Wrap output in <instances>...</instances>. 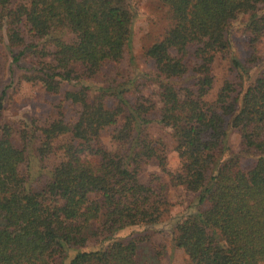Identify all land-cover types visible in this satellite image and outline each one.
I'll return each mask as SVG.
<instances>
[{"label":"trees","instance_id":"16d2710c","mask_svg":"<svg viewBox=\"0 0 264 264\" xmlns=\"http://www.w3.org/2000/svg\"><path fill=\"white\" fill-rule=\"evenodd\" d=\"M125 1L0 0V43L5 37L10 47L30 49L37 62L36 74L21 78L50 94L74 82L60 104L80 108L72 123L61 107L59 118L41 128L40 157L51 152L55 138L71 135L62 159L36 188L20 172L25 154L12 140L14 128L0 129V264H64L71 250L76 252L68 264H139L140 238L115 235L159 223L169 206L168 186L196 193V211L177 220L173 238L190 264H264V74L245 85L253 57L245 66L230 55L227 36L229 22L248 14L244 31L254 49L264 38V0H159L169 7L173 25L146 55L154 64L151 80L159 85L155 122L171 130L181 162L176 172L167 169L164 144L145 131L154 121L149 97L137 96L131 104L120 85L84 82L122 59L133 24ZM222 54L230 55L235 78L223 81L209 100L211 67ZM189 68L193 83L175 86ZM119 121L112 138L127 145L122 153L107 150L99 139ZM229 128L255 155L248 170L237 155L215 162L216 149H229ZM151 159L168 174V185L153 184L155 175L140 181L138 169ZM92 239L98 247L79 249Z\"/></svg>","mask_w":264,"mask_h":264},{"label":"rangeland","instance_id":"374dc122","mask_svg":"<svg viewBox=\"0 0 264 264\" xmlns=\"http://www.w3.org/2000/svg\"><path fill=\"white\" fill-rule=\"evenodd\" d=\"M125 3L133 13V24L131 40L128 47L124 49L122 59L119 63L104 65L94 77L84 82L94 85H120L125 88L126 98L131 104L137 96L149 97L154 102L155 108L148 117L154 121L146 126L145 131L150 139L164 144L163 153L166 156L167 169L170 172H176L181 162L174 150L175 142L171 137V130L155 122L161 106L157 95L159 85L155 80H151L150 75L154 71V64L153 60L146 55V50L159 42L167 30L172 27L173 18L169 7L159 0H126ZM247 19L248 14H239L227 26L230 55L235 56L245 66L249 65L247 60L253 57L245 85L264 74V38L255 45L254 49L247 44L248 35L244 31ZM194 48L192 46L190 51L193 52ZM13 55L17 57L16 62L13 60ZM230 55H217L212 64L215 84L207 96L209 100L214 98L223 81L235 78V72L229 62ZM189 58L191 68L194 59L191 55ZM36 67H38L37 62L32 57L30 49L25 50L22 46L10 47L7 39L3 37L0 43V97L2 101L0 129L4 124H9L14 128L12 140L23 149L25 154V161L20 165V172L27 177L28 184L33 188L45 181L60 162L63 156L61 147L70 141L71 135L66 133L55 138L51 152L40 157L37 148L41 128L59 118L58 112L61 107L64 108L63 118L69 123L77 119L80 110L78 106L67 101L63 105L60 104L63 93L73 89L74 82H64L58 93L50 94L42 88L39 82H29L21 78L23 75H35ZM192 76L190 69L183 77L175 80L174 85L190 86L193 83ZM112 100L111 97L107 98L106 105H111ZM120 123L121 121L103 129L99 135L102 146L112 152L122 153L125 146L127 147L112 138ZM25 133L27 137L24 141L22 134ZM227 145L228 150L223 151L218 148L214 151L216 164L231 155H237L243 169L248 170L254 165L255 155L244 147L238 130L228 129ZM138 174L140 181L144 183H147L152 175L159 178L153 184L160 182L168 185L169 182L168 174L161 170L156 159L142 163ZM95 197H97L96 193L90 194V198ZM167 199L169 206L159 223L150 226H129L115 235L118 238L130 236L140 238L137 249L139 264H190L184 251L175 246L173 238L177 220L182 215L196 211V193L181 186H168ZM98 246V240L92 239L86 247L79 249H92ZM75 252V250L68 252L64 264H68Z\"/></svg>","mask_w":264,"mask_h":264}]
</instances>
